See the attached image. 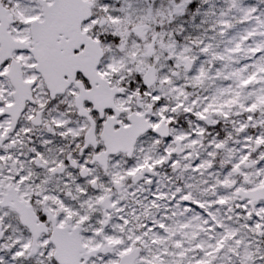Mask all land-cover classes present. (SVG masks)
<instances>
[{
    "label": "snow or ice",
    "instance_id": "snow-or-ice-1",
    "mask_svg": "<svg viewBox=\"0 0 264 264\" xmlns=\"http://www.w3.org/2000/svg\"><path fill=\"white\" fill-rule=\"evenodd\" d=\"M0 264H264V0H0Z\"/></svg>",
    "mask_w": 264,
    "mask_h": 264
}]
</instances>
